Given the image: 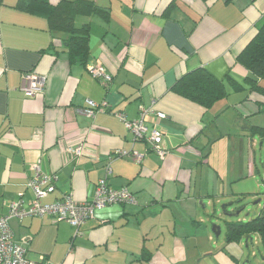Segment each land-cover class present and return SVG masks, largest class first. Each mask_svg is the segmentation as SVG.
<instances>
[{"label":"crops","instance_id":"crops-1","mask_svg":"<svg viewBox=\"0 0 264 264\" xmlns=\"http://www.w3.org/2000/svg\"><path fill=\"white\" fill-rule=\"evenodd\" d=\"M18 1L0 0V217L11 204L28 207L34 200L28 182L37 164L59 178L43 203L65 195L91 200L108 164L109 185L127 187L137 198L135 205L98 210L79 229L51 217L11 219L28 259L43 264H264V256L257 263L251 259L257 256L254 240L229 243L226 232L221 243L200 211L206 198L225 189L219 187L217 146L240 137L246 162V138L250 157L258 144L241 128L246 120L254 125L253 102L244 98L237 105L229 98L238 92L231 80L242 84L249 74L239 56L264 21V0H95L111 16L109 21L95 15L76 18L77 26L90 24L85 65H71L65 35L50 31L46 17L16 8ZM97 65L112 75L108 86L91 75ZM197 68L223 81L228 92L209 111L173 91L184 74ZM32 76L45 77L46 87L27 97L21 86ZM88 100L108 107L89 119L84 115ZM141 107L152 111L147 124H159L164 132V160L148 143L135 141L117 116L136 120ZM232 107L231 128L216 130ZM156 113L167 118L159 120ZM75 146L83 147L82 156L67 151ZM118 150H136L144 157L140 163L132 157L110 161Z\"/></svg>","mask_w":264,"mask_h":264},{"label":"trees","instance_id":"trees-1","mask_svg":"<svg viewBox=\"0 0 264 264\" xmlns=\"http://www.w3.org/2000/svg\"><path fill=\"white\" fill-rule=\"evenodd\" d=\"M16 8L46 17L50 31L65 35L64 43L71 65H85L90 54V24L85 23L77 26L76 18L79 15H95L109 21L111 16L110 10L98 5L95 0H61L57 4H53L49 0H19ZM239 61L243 62L249 74L245 78L244 86L234 80H231V85L235 91H247L245 101L253 102L254 105V109L249 113L254 115L264 113V85L262 84L264 82V21L241 52ZM173 91L200 105L205 111L211 110L218 101L228 96L223 81L216 79L203 68H197L184 74L175 83ZM242 118L245 120L243 116ZM241 128L253 135L264 137V127L251 125L247 120L245 123L243 122ZM254 234L260 237L261 245L264 248V209L248 222H227L226 240L229 243L243 239L249 243L250 240L253 241Z\"/></svg>","mask_w":264,"mask_h":264},{"label":"built area","instance_id":"built-area-1","mask_svg":"<svg viewBox=\"0 0 264 264\" xmlns=\"http://www.w3.org/2000/svg\"><path fill=\"white\" fill-rule=\"evenodd\" d=\"M91 75L100 82L108 86L112 81V75L102 65H97L90 69ZM46 79L43 76L25 77L21 86L22 91L27 97H33L45 91ZM107 103H97L88 100L84 109L85 117L89 119L95 118L101 108H107ZM152 111L140 108V117L136 120H130L124 113H117L119 119L123 122L126 129L133 135L135 141L144 140L151 150L161 159L164 160L168 151L163 146L164 132L159 124L149 126L146 117ZM159 120H164L167 116L163 113H156ZM67 151L73 157L83 155V147H69ZM132 157L134 161L141 162L143 154L136 150L125 151L118 150L109 156L112 161L115 158ZM112 173V168L108 164L106 166V177L100 179L91 200L78 202L72 195H65L62 199L53 203H43V199L55 191V183L58 176L45 173L41 165L37 164L33 167V174L28 182V187L33 190L34 200L28 207H24L21 202L10 205L7 214L0 217V264H43L33 262L28 259L27 249L19 244L14 237V233L10 227V220L13 218L24 219L26 217H51L56 221H66L71 226L79 229L86 221L95 218L98 210H101L113 204H137L136 196L127 188L122 187L115 189L108 183V177ZM43 260V259H41Z\"/></svg>","mask_w":264,"mask_h":264},{"label":"rangeland","instance_id":"rangeland-1","mask_svg":"<svg viewBox=\"0 0 264 264\" xmlns=\"http://www.w3.org/2000/svg\"><path fill=\"white\" fill-rule=\"evenodd\" d=\"M264 82H262L263 84ZM241 84V83H240ZM244 86L245 84L242 83ZM247 91L231 92L229 102L237 104V102L243 100L246 97ZM238 105V104H237ZM254 109V105H253ZM232 112V116H231ZM230 115V116H229ZM234 108H230L221 116L214 128L223 132L231 128L230 124L234 123ZM232 118V121L230 119ZM250 121L254 125L264 127V114H257L250 118ZM214 131V130H213ZM218 136V135H217ZM259 135H255V139L258 144H254L251 157L250 151V137H247V156L246 162L243 159V151L241 149V138L235 137L233 142H230L228 146H217L215 149L218 154L217 163L215 162L217 172L220 175L221 183L219 187L224 186V190L220 189L218 196L211 199H205V206L200 205L201 215L204 220L210 223V227H220L221 235L218 239L221 243H224L227 232V222L229 221H250L255 218L264 209V139H260ZM254 141V143H255ZM234 142L236 143V151L233 150ZM263 144V148L261 145ZM243 173V174H242ZM240 174L243 176L241 177ZM240 176V177H239ZM233 178H236L235 180ZM234 180V181H233ZM218 189V190H219ZM213 194V193H212ZM237 207H244V210L240 213L239 217H229L225 215V211L233 213ZM254 244L252 245V251L257 254L256 257L251 256L254 263L262 260L264 256V250L260 244V237L257 234L252 236ZM264 261V260H262ZM264 263V262H263Z\"/></svg>","mask_w":264,"mask_h":264},{"label":"water","instance_id":"water-1","mask_svg":"<svg viewBox=\"0 0 264 264\" xmlns=\"http://www.w3.org/2000/svg\"><path fill=\"white\" fill-rule=\"evenodd\" d=\"M244 210V207L237 208L233 213H228L225 211V215L229 217H239L240 213ZM213 233L218 238L221 235V228L220 227H214Z\"/></svg>","mask_w":264,"mask_h":264}]
</instances>
